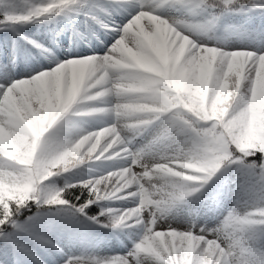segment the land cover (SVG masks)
<instances>
[{"label": "snow or ice", "instance_id": "1", "mask_svg": "<svg viewBox=\"0 0 264 264\" xmlns=\"http://www.w3.org/2000/svg\"><path fill=\"white\" fill-rule=\"evenodd\" d=\"M253 13L264 16V0H0V30L48 60L19 78L0 66V264H264V29L224 23ZM57 16L84 17L83 30L71 27L70 47L96 29L111 43L58 59L17 29ZM229 33L251 38L226 49L221 37ZM19 51L14 39L13 66ZM73 116L102 126L75 128L66 119ZM66 130L75 138L65 139ZM146 131L145 143L131 148ZM108 161L121 163L60 189L44 184L85 162ZM232 165L237 198L217 227L157 223L223 168L209 192L215 199ZM77 187L88 193L83 202L64 199ZM121 200L135 202L104 203ZM30 203L57 211L21 219ZM92 204L99 211L89 216ZM50 216H82L110 230L142 225L143 234L122 255H69L52 238Z\"/></svg>", "mask_w": 264, "mask_h": 264}, {"label": "rangeland", "instance_id": "2", "mask_svg": "<svg viewBox=\"0 0 264 264\" xmlns=\"http://www.w3.org/2000/svg\"><path fill=\"white\" fill-rule=\"evenodd\" d=\"M101 2H103V0H101ZM114 19L119 21L121 18L116 16ZM227 23L240 26L241 31L264 29L263 20L257 21L255 19H247L238 15L229 16ZM52 25L53 23L51 21L46 23H30L26 24L24 29L26 30L28 37L39 41L45 48H50L58 59H63L65 54H70L74 49L81 51L83 54H88L93 51L97 53L103 52L108 44L111 43L110 36H106L105 34L103 36L100 29H96V35H91L90 39L88 40L89 48H84L82 44L79 45L78 49L76 48L75 44L70 47L69 40L66 44H61L60 46L58 43L56 44L55 38L53 39L55 40L56 46H53L48 39L52 35ZM11 37L12 38H10V33H7V37L5 39L8 45H13V40L15 39V42L20 49L16 56L15 65L13 66L11 63H9L10 51L12 48H6L7 50L2 48L0 49V66L8 65L7 71L13 76V78H19L29 69H39L45 67L48 64L45 54H43L40 50H37L26 42H22V39L18 36L11 35ZM97 37L104 41L103 45L98 42ZM221 38L223 40V46L226 49H233L243 47L244 45L242 42L245 39H250L251 37H244L240 34L229 33L223 35ZM251 46L252 45H249V47ZM2 71L3 69H0V72ZM75 118L76 117L74 116L66 117V119H69L73 122V126L75 128L87 130L102 126L97 119L92 117H77L79 120H76L77 118ZM63 127L64 121L62 120L54 127L53 130L50 131L55 132ZM150 134V131H146L142 136L133 138L129 146L134 150L140 148L145 143ZM63 135L65 139L75 138V133L71 130H66ZM120 163L121 162L118 161L98 162L101 167L100 169H105L106 171L109 170L110 166H113L114 164L118 165ZM223 176H225V174ZM220 179L221 177L214 179V182L210 185L208 192L203 190L202 192L194 194L192 197L185 198V201L167 209L162 214V218L159 219L157 223L165 226L171 224L173 226L184 227L189 222H194L197 227H200L201 225H203L205 228L217 227L221 223L224 214L233 207L234 201L237 198V188L236 184L234 183L236 179L235 172L226 174L227 182L225 184L224 190L215 199L208 198L210 191H216L213 186L216 185ZM241 198H243L242 195ZM124 201L125 200H121L118 202ZM196 201L199 202L197 203ZM131 202L134 203L135 201ZM51 223L55 227V232L51 233L52 238L55 239L58 245L63 248L64 252L69 255H80L84 252L108 256H111L115 253H120L122 255L128 251L129 248H131L132 241L138 240L143 234L142 225H134L129 228L117 229L116 231L109 230L104 234H102L98 229L93 228L91 225H88L87 229H90L92 232L91 240L95 242L91 246H85L80 245L79 240L71 238L70 235L65 232H63L60 236H57V225L54 222ZM57 259H59V257H57Z\"/></svg>", "mask_w": 264, "mask_h": 264}, {"label": "trees", "instance_id": "3", "mask_svg": "<svg viewBox=\"0 0 264 264\" xmlns=\"http://www.w3.org/2000/svg\"><path fill=\"white\" fill-rule=\"evenodd\" d=\"M255 14V16L257 17H262L264 18V16L260 15V14ZM56 22L57 25L60 26V28H63L64 26H67L69 23L67 21H65V19L62 16H57L56 17ZM73 23V22H71ZM70 23V24H71ZM17 29L19 31H21L22 33L24 32L21 25L17 26ZM249 159H253V157H249ZM90 163V162H85V164ZM234 166V165H232ZM232 166H228L227 172L230 171ZM92 167V166H90ZM235 167V166H234ZM91 171V172H90ZM97 172V173H96ZM95 170H91L88 169L86 167L78 166L76 169L73 170H69L67 172H63L60 173L58 175H54L53 177L48 178L44 184L46 187L49 188H54V189H60L63 188L65 186V184H73L78 180H82V179H87V178H91L93 176L99 175L102 172L105 171H96ZM225 172V169H220L218 170V172L215 175H222V173ZM69 192H71V195H68L67 193L64 194V199L66 200H73L75 201V203L79 204L81 202H83L84 199H86L88 197V193L86 191H84L83 193L80 192V189L77 188H73V189H69ZM76 195H80V200H75V196ZM108 207H112V208H126V207H130L132 206V202L130 200H127L121 204L118 203H113L110 201H105L104 202ZM49 210L56 212L57 209L56 207H49V206H45L43 204H41L39 207L34 204V203H30V206L27 208H22L21 209V219H23L25 216H31L33 213H39L41 215L47 214L49 212ZM85 211L87 212V214L89 216L95 215L97 213V211H99V208L97 206V204H92L89 205L88 208L85 209ZM51 220L55 221V224L57 225L56 227V235L60 236L63 232H66L67 234H69L72 238L77 236L80 239L81 245H88L89 243H86V240H88V235L91 234V232L86 230V226L88 225V221L84 218V217H79L78 221H68L67 219L61 218V217H50ZM104 230V228H103ZM2 258V257H0Z\"/></svg>", "mask_w": 264, "mask_h": 264}, {"label": "clouds", "instance_id": "4", "mask_svg": "<svg viewBox=\"0 0 264 264\" xmlns=\"http://www.w3.org/2000/svg\"><path fill=\"white\" fill-rule=\"evenodd\" d=\"M227 99V97H225L224 99H222L221 101H220V103H224V101ZM225 109H221L220 111H224ZM241 111H243L242 109H241ZM44 159L45 160H47V155L45 154V156H44Z\"/></svg>", "mask_w": 264, "mask_h": 264}]
</instances>
